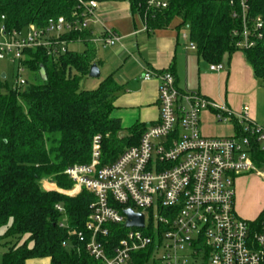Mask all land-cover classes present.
Masks as SVG:
<instances>
[{
	"label": "built area",
	"instance_id": "2783aa9c",
	"mask_svg": "<svg viewBox=\"0 0 264 264\" xmlns=\"http://www.w3.org/2000/svg\"><path fill=\"white\" fill-rule=\"evenodd\" d=\"M247 2L238 0L240 11L233 13L241 20L234 31L241 50L254 48L264 37L263 20L248 17ZM230 4L236 8L235 1ZM169 5V0L146 1L149 11H164ZM98 8L97 0H76L71 18L49 19L43 29L30 25L8 31L5 16H0V61L17 63L14 87L30 81L23 76L29 72L26 51L46 48L49 54L66 53L71 44L60 41L65 34L88 30L92 44L103 48L120 44L122 38L114 30L93 35L90 24ZM182 37L189 40L185 34ZM189 49L196 46L190 43ZM210 70L221 72L223 67L212 65ZM152 78L159 81L160 114L139 144L103 165L102 138L96 136L91 162L65 172L73 187L59 190L60 194L74 197L85 190L94 196L84 230L74 233L78 243L98 264H129L150 247L164 264H264V210L253 220L244 219L237 212L235 196L238 177L255 174L264 179V167L255 162L257 152H264V125L252 118L247 105L236 113L199 93L181 90L170 71L147 70L144 80ZM205 111L220 123H233L237 135L204 136L200 117ZM56 209L63 215L60 227L67 228L64 208ZM127 210L144 215V228L125 227ZM186 246L191 248L188 258L180 254Z\"/></svg>",
	"mask_w": 264,
	"mask_h": 264
},
{
	"label": "trees",
	"instance_id": "16d2710c",
	"mask_svg": "<svg viewBox=\"0 0 264 264\" xmlns=\"http://www.w3.org/2000/svg\"><path fill=\"white\" fill-rule=\"evenodd\" d=\"M128 1L132 13L146 19L151 30L166 29L180 19V27L188 30L189 41L208 64L219 65L226 55L230 58L241 50L234 37L241 27V20L233 18L234 11H240L238 0H169L164 11L147 10V0ZM247 4L248 17L261 18L264 23V0H248ZM75 6L76 0H0V16H5L8 31L30 25L43 29L49 19L71 18ZM89 38L88 30L60 37L67 44L84 43L83 52L26 51L31 80L24 87L9 86L0 69V229H5L0 242H5L6 249L2 264H27L36 259H49L50 264H98L74 234L84 230L94 196L83 190L67 197L47 190L45 183L59 190L72 188L65 172L91 162L94 137L102 138L101 161L109 165L139 144L147 126L137 123L122 136V122L112 117L117 87L107 79L96 89L86 88L95 60ZM242 51L254 77L264 80V37L254 48ZM255 162L264 167V152H257ZM57 205L65 210L67 228L60 227L63 215ZM152 256L150 247L129 264H146Z\"/></svg>",
	"mask_w": 264,
	"mask_h": 264
},
{
	"label": "crops",
	"instance_id": "0c3cea01",
	"mask_svg": "<svg viewBox=\"0 0 264 264\" xmlns=\"http://www.w3.org/2000/svg\"><path fill=\"white\" fill-rule=\"evenodd\" d=\"M97 1L99 8L90 24L93 35L97 37L106 29L114 30L122 40L120 44L109 48L92 44L88 40L95 51L94 64L98 66L101 76L99 79L89 78L86 84H89L90 90L92 87L96 89L102 81L109 79L110 83L117 87L118 93L112 117L116 115V119L122 124L126 118L128 127L137 123L148 127L158 121L159 81L156 78L144 80L147 70L153 74L170 71L174 74L177 86L181 90L199 94L208 91L205 80L222 81L227 75L224 71L213 72L210 68L206 72L207 63L199 57L197 50L189 49L191 42L182 37L184 29L180 27L182 25L180 19L176 18L166 29L151 30L140 14L132 13L128 0ZM71 45L74 47L83 45V48L76 52H83L86 48L84 43ZM69 50L73 51V48L69 46ZM231 67L229 65V69ZM251 72L254 76L252 68ZM234 73L239 75L238 70ZM257 102L255 101L251 107V116L259 125H264V115L260 113ZM207 112L213 115L212 112L206 111L203 120L208 116L212 117ZM234 128L237 135V127ZM207 129L206 127V131ZM51 186L53 185L48 184L45 188L52 190L54 186ZM263 210L264 204L259 203L255 207V214L252 215L257 217ZM46 260L50 264V260Z\"/></svg>",
	"mask_w": 264,
	"mask_h": 264
},
{
	"label": "rangeland",
	"instance_id": "374dc122",
	"mask_svg": "<svg viewBox=\"0 0 264 264\" xmlns=\"http://www.w3.org/2000/svg\"><path fill=\"white\" fill-rule=\"evenodd\" d=\"M183 29L184 34L188 36V30L186 28ZM2 41L3 37L0 35V42ZM76 46L74 47L73 45H70V48H73V51H76L78 49L81 50L83 48V45H78V48ZM219 65L223 67L222 72H226L227 75L224 76L222 81L213 79L205 80L204 82L208 87V91L204 92L201 95L216 103L219 107L229 108L236 113L241 112L242 107L245 105L249 106L251 109V107H253V103L255 101H258L257 104L259 107V111L264 115V80H257L253 76L251 67L245 61V55L243 51L238 50L230 58L228 57V55H226ZM229 65L232 66L231 69H229ZM211 66V64H206V72ZM17 67L18 65L15 62L0 61V69L7 76V82L11 87H14L16 83ZM236 70H238L239 75L234 73ZM228 73L230 74L229 76ZM30 74L31 73L29 72H25L23 76L31 80ZM86 88L90 90L91 87L89 86V84H86ZM93 88L94 87H92V89ZM205 114L206 111L203 112L200 117L201 121L203 122V126L201 122V132L204 136H235L236 132L234 130L235 128L233 123H220L217 121L216 117L211 115L210 113L209 114L212 117L208 116L205 118V120H203ZM113 118L116 119L117 116L114 115ZM125 120L126 121H124L122 124L123 130L120 133L122 136L127 135V129L129 128L128 124L126 123L128 119L126 118ZM206 127L208 128L207 131ZM47 185L48 184L45 183V187ZM52 189L56 190L59 193V189L56 188L55 185ZM235 196L236 209L239 216L247 220L255 219L256 217L252 215L255 214V207L259 203L260 205L264 204V179L262 177L256 176L255 174L238 177L235 183ZM4 231V228L0 229V236L4 233ZM191 238L193 240H196L195 235L191 236ZM4 243V241L0 242V264H2L3 255L6 252V249L3 246ZM162 252L163 251H160V254ZM180 254L188 258L191 254V248L189 246H186L182 251H180ZM157 257V253H154V255L146 264H154L153 259H156V264H164L162 261L158 260ZM201 257L202 255L199 256V258ZM28 264H49V262L46 259H40L33 260Z\"/></svg>",
	"mask_w": 264,
	"mask_h": 264
},
{
	"label": "water",
	"instance_id": "95a60500",
	"mask_svg": "<svg viewBox=\"0 0 264 264\" xmlns=\"http://www.w3.org/2000/svg\"><path fill=\"white\" fill-rule=\"evenodd\" d=\"M42 78L45 80V71L41 70L40 72ZM101 76L100 70L96 64H93L90 68L88 77L90 79H99ZM2 78L5 79L6 75L3 73ZM125 215L127 216V222L125 224L126 228H144V215L143 214H136L131 210L125 211Z\"/></svg>",
	"mask_w": 264,
	"mask_h": 264
}]
</instances>
